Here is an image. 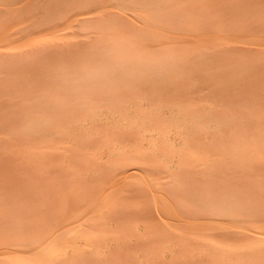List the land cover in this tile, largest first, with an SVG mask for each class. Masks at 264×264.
<instances>
[{
    "label": "bare ground",
    "instance_id": "1",
    "mask_svg": "<svg viewBox=\"0 0 264 264\" xmlns=\"http://www.w3.org/2000/svg\"><path fill=\"white\" fill-rule=\"evenodd\" d=\"M17 1L4 5L15 6ZM97 1L102 2L74 0L65 12H91L90 4ZM111 1L145 25L125 23L116 12L82 18L84 35H94L86 60L73 67L60 64L63 68L53 83L56 91L35 103V111L19 129L24 138L46 146L40 148L36 142L45 153L55 139L74 144L75 166L61 182L46 183L44 191L57 194L48 216L13 221L0 230L17 246V253L28 251L0 259V264H75L62 261L69 252H81L78 244H93L96 250L91 252L100 255L108 241L124 242L132 236L153 241L145 250L152 257L160 247L177 243L171 264L181 258L196 264L191 253L203 252L210 264H264V223L257 220H264V177L263 172L249 174L253 166L264 170V109L257 103L235 106L217 97L209 100L221 110L209 109L203 99H187L199 82V76L191 75L208 70L206 62L222 49L221 40L175 44L161 30L196 34L210 28L221 37L225 28L220 18L215 20L218 12L209 11L210 0ZM232 3L242 7V0ZM96 10L104 8L99 4ZM60 38L70 35L49 43ZM247 62L264 67V56ZM245 70L242 66L239 72H228L240 75ZM170 86L182 89L184 98L170 96ZM172 133L180 135V146L170 141ZM103 155L108 156L106 163L101 162ZM160 167L168 173H158ZM38 168L36 162V172ZM152 211L162 214L166 223L148 225L144 220ZM141 226L146 229L143 234L138 233ZM246 229L259 236L249 239ZM227 234L234 235L230 241L236 243L225 241Z\"/></svg>",
    "mask_w": 264,
    "mask_h": 264
},
{
    "label": "rangeland",
    "instance_id": "2",
    "mask_svg": "<svg viewBox=\"0 0 264 264\" xmlns=\"http://www.w3.org/2000/svg\"><path fill=\"white\" fill-rule=\"evenodd\" d=\"M7 1L0 0V230L13 221H29L33 220L34 217L48 216L51 210L49 204L56 202L57 194L55 190L48 189V192L44 191L45 188H48L46 183L51 179L61 182L60 180L64 174L75 166L74 144L65 141L63 143L55 139L51 142L52 147L48 148L49 152L45 153L40 148L45 149L46 146L38 140L24 138L19 134V129L35 111L36 108H33L36 106L35 103H41V98L52 95L56 91L53 83L57 79L58 73L61 72V68L69 65L73 67L86 60L88 51L86 47L90 48L93 45L94 35H84V31L82 32L80 26L83 22L82 18L98 17L100 14L104 18L111 17L116 12L121 14L122 21L125 23L145 25L142 21L139 22L133 13H129V11L121 12L116 9L111 0L97 1L98 3L90 4L89 10L91 12L86 8L79 13L77 11L65 12L66 9H70L69 7H71L74 0H18L15 6L9 7L4 5ZM233 1L237 0L209 1V11L214 8V11L218 12L215 20L220 18L223 28H225V31L222 29L219 32L221 37L217 35L215 29L210 28L204 29L205 31L200 30L196 34L161 30L170 38L167 41L175 44H191L203 40L206 43H212L217 42L218 39L221 40L222 49L211 54L208 62H206V69L208 70H202L198 74L192 70L194 73L191 76H199V82L192 90L188 91L187 99L195 101L203 99L207 101L209 109H220L209 100L211 97H217L218 100L232 105L236 104L235 106L257 103L264 109V67H251L249 65L251 63L247 62L255 56H264V27H262L264 26V0H242V7L235 6L232 3ZM99 4L104 8L101 12L95 11L96 6L99 8ZM47 14H50V17ZM252 16H255L256 20H252ZM238 26H246L247 30L237 31ZM254 27L260 29V31H254ZM156 29L158 30L157 27H154V30ZM227 29L229 31H226ZM62 34H69L70 38H60L56 43H49ZM44 43L48 44L44 45ZM153 46L155 45L149 44L151 49H153ZM84 49L86 50L84 51ZM80 52L82 55H80ZM78 56L80 57L77 58ZM60 64L65 65L61 66ZM262 65L264 66V64ZM242 66L246 67L244 73L240 75L229 74L228 71L239 72ZM182 79L188 81V77ZM179 91L172 86L167 89L170 96L173 97L174 94L178 98H184L181 95L184 91L180 88ZM60 123H63V119L60 120ZM170 141L176 147L182 143L178 133H172ZM36 142L40 148H37ZM144 146H147V143ZM104 156L106 155H103L102 163H106L108 160V156ZM36 162L39 163L37 172L35 171ZM171 165L173 163L169 166ZM175 167L177 168L176 165ZM133 170V168L129 169L127 174ZM157 171L162 175L168 173L163 167L157 168ZM257 173L262 174L264 177V170L253 166L249 174L254 176ZM236 175L239 176L238 173ZM36 188H39V194L36 193L38 191ZM160 216H162L161 219ZM163 217L162 214L158 212L156 214L152 211L149 218L144 221H147L148 225H164L167 220ZM258 218L259 223H264L261 217ZM262 226L264 227V224ZM141 227L142 229L138 233L143 234L146 229H143V226ZM253 232L246 229L249 239H256L259 236ZM227 236L225 241L236 243V240L230 241L234 235L227 234ZM114 242L113 244V241H108L106 247H104V251H106L100 255L91 252L93 249L96 250L93 244L91 246L78 244L77 246L81 252L77 256L75 253L69 252L70 254L65 255V261L62 262L73 260L75 264H171L179 250V245L173 242L169 247H160L152 257L145 254V250L151 246L152 240L132 236L124 242ZM5 247L6 250H4ZM8 248L10 249L8 250ZM0 250V254L3 252L0 259L14 257L19 253L28 255V251L17 253V246L10 244L8 239L1 235ZM167 250L170 253H165ZM141 252L142 254H140ZM191 256H193L196 264L211 263L206 252L191 253ZM177 264H186L185 258L179 259Z\"/></svg>",
    "mask_w": 264,
    "mask_h": 264
}]
</instances>
